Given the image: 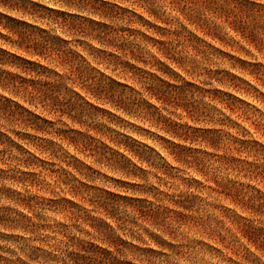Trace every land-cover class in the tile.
<instances>
[{
  "label": "clouds",
  "instance_id": "9594fccd",
  "mask_svg": "<svg viewBox=\"0 0 264 264\" xmlns=\"http://www.w3.org/2000/svg\"><path fill=\"white\" fill-rule=\"evenodd\" d=\"M0 264H264V0H0Z\"/></svg>",
  "mask_w": 264,
  "mask_h": 264
}]
</instances>
